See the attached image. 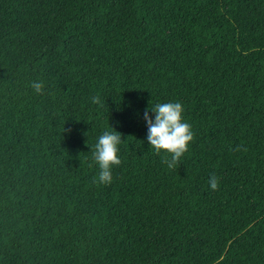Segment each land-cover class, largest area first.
<instances>
[{
	"label": "trees",
	"instance_id": "trees-1",
	"mask_svg": "<svg viewBox=\"0 0 264 264\" xmlns=\"http://www.w3.org/2000/svg\"><path fill=\"white\" fill-rule=\"evenodd\" d=\"M166 102L175 169L147 142ZM0 264H264V0H0Z\"/></svg>",
	"mask_w": 264,
	"mask_h": 264
},
{
	"label": "clouds",
	"instance_id": "clouds-1",
	"mask_svg": "<svg viewBox=\"0 0 264 264\" xmlns=\"http://www.w3.org/2000/svg\"><path fill=\"white\" fill-rule=\"evenodd\" d=\"M30 86L36 94H43L45 85L42 81H33ZM91 103L102 106L99 95L92 96ZM149 112L154 113V120L149 116ZM183 112L184 108L180 102H166L159 103L152 109H146L144 113L148 129L147 142L157 155L165 154L164 163L169 169L176 168L194 139L192 127L184 121ZM110 129L99 135L92 153L99 169L94 180L103 186L113 183V171L122 164L119 155V146L123 142L122 134L111 127ZM219 183V178L215 174L208 179L212 191L219 190Z\"/></svg>",
	"mask_w": 264,
	"mask_h": 264
}]
</instances>
